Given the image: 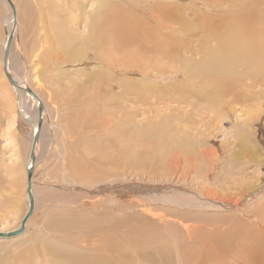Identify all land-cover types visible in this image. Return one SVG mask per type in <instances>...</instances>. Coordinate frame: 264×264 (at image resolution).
Here are the masks:
<instances>
[{
	"label": "rangeland",
	"instance_id": "obj_1",
	"mask_svg": "<svg viewBox=\"0 0 264 264\" xmlns=\"http://www.w3.org/2000/svg\"><path fill=\"white\" fill-rule=\"evenodd\" d=\"M11 1V72L44 111L34 211L21 236L0 240V264H56L51 251L107 264H264V201L253 204L264 195L262 81L243 67L213 85L202 72L185 78L182 63L200 61L210 36L264 0H105L110 18L96 34V0ZM13 26L0 0V58ZM1 67L0 232H9L28 210L37 107Z\"/></svg>",
	"mask_w": 264,
	"mask_h": 264
},
{
	"label": "bare ground",
	"instance_id": "obj_2",
	"mask_svg": "<svg viewBox=\"0 0 264 264\" xmlns=\"http://www.w3.org/2000/svg\"><path fill=\"white\" fill-rule=\"evenodd\" d=\"M3 2L7 6L5 0H3ZM96 2L98 5L94 10V14L98 17H96L95 15L94 16L98 19H95V17H94V19L97 21H93V22L91 21L90 22L89 33H91V32L94 33L96 31V29H98L97 26H100V28H101V26H103L105 24L106 20L108 18H110V16L108 14L104 15L102 13L103 11L101 10L102 8L104 11L108 10V8L105 7L106 5L103 3L106 1L105 0H96ZM101 2H102V4H101ZM103 4H104V6H103ZM244 10L245 9L243 8V11ZM246 11H247L246 17L242 18L241 20L238 19V18H240L239 15H237V16L235 15L233 22H231L230 25H227L225 27V29L222 30V32L220 31L221 33L218 37H216L217 35L215 36L213 34V36H215L217 39L216 38L213 39L210 36L209 39H211V41H209V40H206V42L203 41L204 44L202 43L203 44L202 48H204V51H203L202 57H200V61L199 60L198 61L190 60V59L182 61V63L186 66V68L184 67L185 73L183 74L185 78H189V76H191V74H193V75L196 74L195 78H199L200 75H202L201 77H204L206 81L213 83V85H217L221 82V72L227 73L228 71L232 70L234 73H237V72L242 73L243 71H240V68H242V70H243V67H246L247 70L248 69L250 70L251 77H253V78L259 77L262 81V83H260V84L262 86H264V77H263V74H264L263 73V71H264V6L261 5L259 3V1H256V2L254 1V3H252V4H250V6L246 7ZM241 14H242V12H241ZM11 31H12V28H11V30L10 29L4 30V39H3L2 44H1L2 51L5 47L7 36ZM95 34H96V32H95ZM92 35H94V34H92ZM131 36H133V35H131ZM125 39H123V38H116L115 39V37H114L113 40L114 41L120 40V41H122V44H123V42L125 43V41H126V44L132 43L131 39H128V40H125ZM89 40H91V39H89ZM210 42H212L213 45L212 44L210 45ZM116 43H117V41H116ZM119 48H121V47H119ZM133 52H134V50H133ZM137 57H139V56H137ZM8 66H9L8 67L9 73L12 75V77L17 82H19L21 85L26 86L24 84L25 82L24 83L21 82V80L15 74H12L10 64ZM1 69H2V67H1ZM197 72L198 73L202 72V73L201 74L199 73L200 74L199 75ZM2 73H3V70H2ZM3 76L5 77L4 74H3ZM234 76L236 78H238V74H234ZM249 81H250V78H249ZM224 85H226L228 87H232L235 85V83L224 82ZM255 85H256V83H255ZM257 85H258V83H257ZM250 87H252V85ZM257 87H260V86H257ZM262 88L264 89V87H262ZM203 89H204V87H203ZM13 91L17 94L19 93V91H16L15 89H13ZM121 91H122V89H121ZM22 94H24L28 99H31L30 101L33 103L34 106L38 105V102L36 100H34L31 96H29L28 94H25V93H22ZM122 94H123V91H122ZM22 104H23L22 102H19V105L23 108ZM31 118H33L35 120V117H31ZM35 131H36V121H34L32 124V136H33ZM154 136H156V135L153 134V136H151V138ZM147 139H149V138L147 137ZM151 141H152V143L154 142L153 139H150V142ZM154 156H156V154ZM29 165L30 164H29V159H28L25 168L27 169ZM32 193H33V191H32ZM262 201H264V195L257 197L255 199V201L253 202V204L258 203V202H262ZM27 224H28V222H27ZM27 224H26V227H27ZM141 237L144 238L142 235H141ZM14 238H17V237H14ZM14 238H11V239H14ZM146 239L147 238L145 237V240ZM0 240H2V239H0ZM6 240H9V239H6ZM168 240L171 242V244H173L175 246L176 241L178 240V237L173 235V234H169ZM148 241H150V240H148ZM139 242H141V241H139ZM146 244H147V242H146ZM136 252H137V250H136ZM175 252L179 253V251H175ZM59 256H60V253H58L57 251H53V252L51 251L49 253V258L51 260H53V262L56 264H107V263H104L100 260H95V259H91L90 261H86V260H84L85 258L82 259L83 255H80L78 257L75 255H67L66 254L65 256L63 255V257H61V258H59ZM170 256L171 255H169V257ZM121 260L122 261H120V264H135L136 263L134 261H133V263H130L128 261H125V259H123V258ZM108 264H114V263L110 262Z\"/></svg>",
	"mask_w": 264,
	"mask_h": 264
},
{
	"label": "water",
	"instance_id": "obj_3",
	"mask_svg": "<svg viewBox=\"0 0 264 264\" xmlns=\"http://www.w3.org/2000/svg\"><path fill=\"white\" fill-rule=\"evenodd\" d=\"M5 2L11 11L12 18L14 21V26L12 28V31L7 36L6 44L2 51L1 65H2L3 74L5 75L7 81L9 82L10 86L13 89L21 93L28 94L29 96H31L34 100L38 102V105L36 106L37 107L36 131L34 132L31 138V146H30V152H29V164L30 165L26 169V197L28 201V210L26 214L24 215L18 228H16L15 230L9 231V232H0V239L2 240L21 236L26 229L27 222L29 221V219L31 218L33 214L34 207H35V200H34V196L32 193V176H33V171H34L35 162H36L37 147L41 139V131H42V125H43V104L41 100H39L40 98L29 87L23 86L19 82H17L12 77V75L9 73V70H8L10 53H11V45H12V42L15 36L16 10L11 0H5Z\"/></svg>",
	"mask_w": 264,
	"mask_h": 264
}]
</instances>
